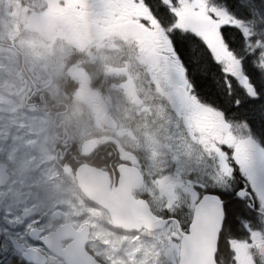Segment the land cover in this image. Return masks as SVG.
<instances>
[{"label":"snow or ice","instance_id":"obj_1","mask_svg":"<svg viewBox=\"0 0 264 264\" xmlns=\"http://www.w3.org/2000/svg\"><path fill=\"white\" fill-rule=\"evenodd\" d=\"M82 6L90 26L130 45L167 143L146 137L150 185L130 172L119 189H96L123 240L105 233L99 249L78 212L9 205L0 264H144L161 253L170 264H264V0H48L31 18L39 59L54 38L49 15L76 20ZM138 188L147 201L133 198Z\"/></svg>","mask_w":264,"mask_h":264},{"label":"flooded vegetation","instance_id":"obj_2","mask_svg":"<svg viewBox=\"0 0 264 264\" xmlns=\"http://www.w3.org/2000/svg\"><path fill=\"white\" fill-rule=\"evenodd\" d=\"M47 2L0 0V207H48L61 219L78 212L71 219L87 223L90 244L103 249L105 233L123 235L96 189H119L130 172L150 185L146 137L167 143L154 112L159 101L145 100L154 89L127 41L90 26L83 6L76 20L49 15L54 38L47 59H39L30 46L40 34L31 18L47 15ZM133 198L147 201L149 193L138 188ZM140 258L170 264L163 253Z\"/></svg>","mask_w":264,"mask_h":264},{"label":"water","instance_id":"obj_3","mask_svg":"<svg viewBox=\"0 0 264 264\" xmlns=\"http://www.w3.org/2000/svg\"><path fill=\"white\" fill-rule=\"evenodd\" d=\"M102 203V205L105 207V205H104V203L103 202H101ZM107 208V207H106Z\"/></svg>","mask_w":264,"mask_h":264}]
</instances>
